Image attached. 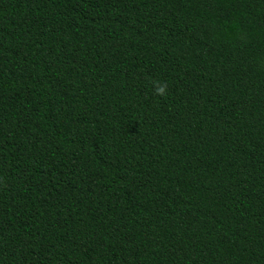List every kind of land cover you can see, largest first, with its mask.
<instances>
[{
  "label": "trees",
  "instance_id": "1",
  "mask_svg": "<svg viewBox=\"0 0 264 264\" xmlns=\"http://www.w3.org/2000/svg\"><path fill=\"white\" fill-rule=\"evenodd\" d=\"M0 264H264V0H0Z\"/></svg>",
  "mask_w": 264,
  "mask_h": 264
},
{
  "label": "clouds",
  "instance_id": "2",
  "mask_svg": "<svg viewBox=\"0 0 264 264\" xmlns=\"http://www.w3.org/2000/svg\"><path fill=\"white\" fill-rule=\"evenodd\" d=\"M166 91V87L164 85H160L159 87L155 88V93L157 95H164Z\"/></svg>",
  "mask_w": 264,
  "mask_h": 264
}]
</instances>
